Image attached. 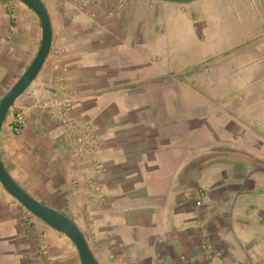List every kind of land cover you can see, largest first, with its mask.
Wrapping results in <instances>:
<instances>
[{"label": "crops", "instance_id": "0c3cea01", "mask_svg": "<svg viewBox=\"0 0 264 264\" xmlns=\"http://www.w3.org/2000/svg\"><path fill=\"white\" fill-rule=\"evenodd\" d=\"M43 1L52 29L49 53L13 102L24 116L21 131L11 129L12 109L0 128V157L11 177L72 218L98 264H264L231 243L238 241L230 224L232 208L229 213L226 207L212 208L215 200L230 204L226 191L232 186L238 194L252 190L253 164L245 156L264 146L253 142L250 147L243 134H232L230 123L221 136L213 131L217 145L212 150L222 159L244 155L246 160L206 186L207 202L205 187L181 173L185 161L195 157L188 153V121L166 106L163 92L171 80L140 41L138 5L132 0ZM40 39L38 18L26 4L0 0V96L32 60ZM153 85L160 88L159 101L150 95ZM65 102L62 121L59 107ZM81 132L90 149L83 154L76 152ZM92 150L103 165L104 200L87 186ZM256 161L252 171L264 175V159ZM0 239L15 243L20 264H80L72 241L1 184Z\"/></svg>", "mask_w": 264, "mask_h": 264}, {"label": "rangeland", "instance_id": "374dc122", "mask_svg": "<svg viewBox=\"0 0 264 264\" xmlns=\"http://www.w3.org/2000/svg\"><path fill=\"white\" fill-rule=\"evenodd\" d=\"M132 4L138 5L134 15L140 41L149 48L153 63L170 77L163 92L166 106L188 121V153L195 157L185 161L181 173L207 193L206 186L222 179L224 172L229 174L236 161L250 158L258 167L256 159H264V149L254 148L246 159L241 155L225 160L212 145L217 141L213 131L221 136L230 123L232 134H243L250 147L253 142L264 146V0H132ZM151 87L150 95L159 101L160 88ZM253 167L252 190L238 194L232 186L226 191L230 204L215 200L212 208L226 207L228 213L232 208L230 224L238 241L231 243L263 260L264 175L253 172ZM165 174L168 171L161 175ZM240 205L245 208L238 209ZM15 251V243L0 239V264H20Z\"/></svg>", "mask_w": 264, "mask_h": 264}, {"label": "water", "instance_id": "95a60500", "mask_svg": "<svg viewBox=\"0 0 264 264\" xmlns=\"http://www.w3.org/2000/svg\"><path fill=\"white\" fill-rule=\"evenodd\" d=\"M26 4L37 16L41 27L39 47L22 73L8 86L0 96V128L15 98L20 95L37 76L51 46L52 29L50 16L43 0H19ZM0 184L25 209L44 223L66 235L74 244L80 264H98L79 225L64 212L40 201L23 189L8 173L0 157Z\"/></svg>", "mask_w": 264, "mask_h": 264}, {"label": "built area", "instance_id": "2783aa9c", "mask_svg": "<svg viewBox=\"0 0 264 264\" xmlns=\"http://www.w3.org/2000/svg\"><path fill=\"white\" fill-rule=\"evenodd\" d=\"M69 106L68 102H65L61 105V108L59 112L60 118L62 121H64V110H67ZM12 109V116H11V129L14 133H19L21 131V128L24 124V116L23 113L18 110L17 108H13V105L10 107V110ZM86 133L81 132L78 137H76V152L82 153L87 149L90 151V149L85 145L84 139L86 138ZM93 151V150H92ZM90 160L92 163V176L87 180V186L90 190V193L94 194L95 196L99 197V199L104 200V196H102L100 185H99V177L101 176V173L103 171V165L100 161V158L96 151H93L90 153Z\"/></svg>", "mask_w": 264, "mask_h": 264}]
</instances>
